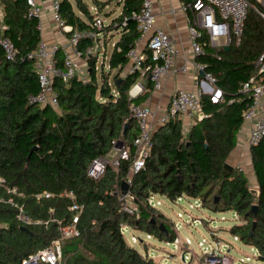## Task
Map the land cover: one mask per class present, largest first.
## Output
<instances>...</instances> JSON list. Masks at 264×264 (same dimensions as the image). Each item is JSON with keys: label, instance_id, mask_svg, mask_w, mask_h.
<instances>
[{"label": "trees", "instance_id": "1", "mask_svg": "<svg viewBox=\"0 0 264 264\" xmlns=\"http://www.w3.org/2000/svg\"><path fill=\"white\" fill-rule=\"evenodd\" d=\"M195 2L186 3L187 10ZM103 4L95 0V16L83 0H60L61 16L73 32L102 33L105 44L113 32H119L120 39L109 57L110 73L99 77L98 57L92 56L87 58V82L77 77L68 83L55 82L59 97V110H55L28 100L40 92L35 63L29 58L42 40L39 20L29 16L28 0L3 1L8 26L5 36L14 42L19 55L8 61L0 48V177L7 188H16L23 196L0 189V200H5L0 201V264H22L60 238L61 227L70 225L76 215L69 210L72 200L60 196L71 191L84 210L78 223L80 235L62 242V264H159L130 246L121 232L127 225L159 241L177 240L173 222L160 209L149 206L153 195L173 203L179 198L199 200L202 209L214 213L234 212L240 224L232 226L230 233L257 250L256 260L264 264V139L251 148L258 196L251 192L242 168H226L251 103L250 95L241 89L257 75L256 64L264 52V18L250 10L240 46L231 44L226 51L207 44L206 54L196 58L216 78L223 99L215 104L209 95H202L205 117L198 118L186 135L179 116L156 128L146 167L134 176L131 186L137 218L122 210L116 194L129 176L131 162L123 163L119 171L109 167L101 180L88 176L93 160L110 154L114 141L128 143L134 159L133 141L139 125L130 107L145 104L153 89L148 77L144 93L132 99L129 93L139 75H128L117 83L129 63L128 53L140 37L131 16L141 8V1L121 0V14L98 31L95 22L102 15ZM95 45L93 38H84L77 49L85 52ZM62 63L60 56L59 66ZM112 72H116L114 83L110 82ZM43 192L55 196L38 200L36 196ZM10 198L23 205L34 222L41 223L20 222L18 208L7 202ZM254 206H258L257 213Z\"/></svg>", "mask_w": 264, "mask_h": 264}, {"label": "built area", "instance_id": "2", "mask_svg": "<svg viewBox=\"0 0 264 264\" xmlns=\"http://www.w3.org/2000/svg\"><path fill=\"white\" fill-rule=\"evenodd\" d=\"M3 1L0 0V48L4 51L8 61H14L19 55V50L14 42L5 36L8 26L4 22ZM140 1L141 8L139 11L133 12L131 16V20L138 25L140 37L136 47L128 53L129 63L121 75L122 79H125L128 75H139L138 81L129 93L132 99L144 93L148 77L153 85L152 90L161 91L164 79L175 68L180 55L172 36L157 25L153 0ZM28 3L30 5L29 16L39 20L38 29L42 31V6L37 0H28ZM191 8L193 16L190 20L188 34L195 58L206 54L204 46L207 44L216 50L230 47L231 44L240 46L243 41L245 23L250 10H255L256 13L264 18V0H196ZM184 9L187 11L186 7ZM51 11L52 22L58 28L59 33L65 36L66 41L62 45L49 43L42 39L37 49L29 55V58L35 63L40 92L37 95H30L28 100L33 105L59 110V97L54 88L55 82L60 80L68 83L76 77L81 81L87 82L89 80L87 58L97 56L99 63L101 50L98 40H101L103 34L95 31L73 32L72 27L68 26L61 16L60 0H52ZM104 26L102 17L97 16L95 28L101 31ZM84 38H93L96 45L82 52L77 49V45ZM60 56L63 62L62 66H59ZM194 66L200 73H204L201 76L199 89L196 91H177L172 96L168 109L164 112H158L146 104L131 105V116L139 125V135L133 141V160L132 149H130L128 143L119 140L113 142V150L110 154L93 160L89 167L88 176L93 180H101L109 167L119 171L123 163L131 162L129 176L124 180L128 183L130 189L126 195H123L121 183L116 193L122 203V210L129 215L139 218L138 207L131 193V186L134 176L146 167V162L153 149L152 138L156 128L169 123L172 119L179 116L181 120L186 118L191 122V124L183 122V130L186 135L191 126L196 123L200 114L203 113L202 95H209L211 101L215 104H218L223 99V91L216 86L214 75L206 72V66L202 63L195 62ZM256 66L258 69L257 75L253 76L241 89V92L251 97V103L244 112V127L248 126L249 128L247 135L249 148L258 146L264 139V52L259 57ZM186 70V67L182 69L184 72ZM0 189L7 190L9 194L19 197L23 196L18 193L16 188H7L6 180L3 177H0ZM54 196L52 193L43 192L37 195L36 198L38 200L43 198L51 199ZM60 196L68 197L72 200L73 204L69 210L76 212L73 222L70 225L61 227L60 238L54 241L50 247L30 256L22 264H62V242L80 235L78 223L84 206L75 201V194L72 191L65 192ZM156 197L155 195L150 197L149 206L159 209L161 203H155ZM184 199L179 198L175 204H180ZM0 201L3 202L5 200L2 199ZM7 202L18 208L17 219L23 224L41 223L34 222L25 213L24 206L16 204L13 198H10ZM196 203H198V206L201 205L199 200ZM180 228L176 224L175 229L178 232ZM121 232L125 237L127 233L134 234L136 231L130 226L124 225ZM147 236L152 238L150 235ZM235 239L239 241L237 237ZM132 240L134 242L138 241L134 235ZM173 245L175 249L180 248L178 238ZM185 245H190V241H186ZM207 254L208 256L204 258L202 264H234V260L226 253H223L222 250L212 249ZM183 258L185 263L189 260L191 261L190 256L187 254Z\"/></svg>", "mask_w": 264, "mask_h": 264}, {"label": "rangeland", "instance_id": "3", "mask_svg": "<svg viewBox=\"0 0 264 264\" xmlns=\"http://www.w3.org/2000/svg\"><path fill=\"white\" fill-rule=\"evenodd\" d=\"M50 2V0H42ZM75 3V0H71ZM90 8L93 15H97L98 8L95 6V0H83ZM103 2L102 12L105 24H109L114 18L121 13V0H99ZM44 7L42 10L44 11ZM97 9V10H96ZM100 12V11H99ZM102 41L103 37H101ZM120 39L119 32H113L107 43L101 41V56L98 63L97 71L100 77L103 72L110 73L109 57L115 44ZM107 45V58L104 54ZM105 62V67L102 66ZM116 72L111 73L110 82L114 83ZM249 160H244L243 171L250 180L251 189H257V183L252 167L248 164ZM234 163H231L233 166ZM248 164V165H247ZM160 202L159 209L165 214V217L179 225L180 230L177 232L179 239V249H175L173 243H166L158 239L148 238V234L143 232L127 233L125 239L128 244L135 247L143 255L149 256L159 264H202L207 253L214 250H222L234 260V264H260L256 257L258 253L255 249L243 245L237 241L230 233V228L235 224H240L238 216L234 212L214 213L198 206L196 200L184 199L180 204H175L165 197L157 196L155 203ZM182 216V217H180ZM136 236L138 241L134 242L132 236ZM190 241V245H185L186 241ZM134 242V243H133ZM226 245V246H225ZM230 251L228 252V250ZM190 256L191 261H184V255ZM193 259V260H192Z\"/></svg>", "mask_w": 264, "mask_h": 264}, {"label": "crops", "instance_id": "4", "mask_svg": "<svg viewBox=\"0 0 264 264\" xmlns=\"http://www.w3.org/2000/svg\"><path fill=\"white\" fill-rule=\"evenodd\" d=\"M37 1L42 7L45 6L42 15V39L49 43H58L62 45L65 44V36L59 33L58 28L52 22V0H50V2H43L42 0ZM192 1L193 0H153L157 25L172 36L180 54L175 68L164 79L163 89L161 91L152 90L149 99L145 103L158 112H164L166 109H168L174 93L179 90L196 91L199 89L201 83L202 75L194 66L196 58L193 55L188 34V28L190 20L193 16V10L191 7L187 11L184 9L185 4H191ZM101 17L104 21L103 15H101ZM106 25L108 24L106 23L105 26ZM106 47L107 45L105 48ZM184 67L187 68L185 72L182 71ZM182 121L186 124H191V122L186 118L182 119ZM248 131V126H243L241 131L238 133V145L230 156L228 163L230 165L231 163H234L233 167L242 168L244 165L243 161L249 160V157L250 162L248 164L252 167L251 148H249L247 145ZM255 251L257 252V250Z\"/></svg>", "mask_w": 264, "mask_h": 264}, {"label": "water", "instance_id": "5", "mask_svg": "<svg viewBox=\"0 0 264 264\" xmlns=\"http://www.w3.org/2000/svg\"><path fill=\"white\" fill-rule=\"evenodd\" d=\"M229 49H230V47H226V48H225L226 51H228ZM201 75H204V73H201ZM123 80H124V79H120V80H118L117 83H120V82L123 81ZM199 118H200V120L203 119V118H204V113H201L200 116H199ZM120 145H122V143H120ZM226 168L231 169V170L234 169V167L231 166L230 164H227V165H226ZM121 186H122V193H123V195H126L127 192H128L129 189H130V186H129L128 183L125 182V181L122 182ZM251 192H252L253 194H255L256 196L259 195V191H258L257 189H251ZM218 201H219V198H216V202H218ZM257 209H258V206H254V207H253V212H254V213H257ZM160 228H161V230H164L165 232H167L165 225H161ZM24 229L27 230L26 228H24Z\"/></svg>", "mask_w": 264, "mask_h": 264}]
</instances>
